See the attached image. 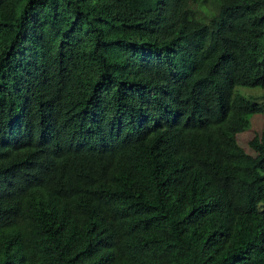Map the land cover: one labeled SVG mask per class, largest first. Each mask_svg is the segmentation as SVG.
I'll return each instance as SVG.
<instances>
[{"label": "trees", "instance_id": "obj_1", "mask_svg": "<svg viewBox=\"0 0 264 264\" xmlns=\"http://www.w3.org/2000/svg\"><path fill=\"white\" fill-rule=\"evenodd\" d=\"M235 86L264 0H0V264H264Z\"/></svg>", "mask_w": 264, "mask_h": 264}, {"label": "rangeland", "instance_id": "obj_2", "mask_svg": "<svg viewBox=\"0 0 264 264\" xmlns=\"http://www.w3.org/2000/svg\"><path fill=\"white\" fill-rule=\"evenodd\" d=\"M233 92L245 98L255 99L258 103L264 102L262 99L264 98V88H246L235 86ZM246 120L248 122V127L236 135V143L245 153L253 155L251 150L248 148L247 143L255 135L264 133V107L261 113L246 116Z\"/></svg>", "mask_w": 264, "mask_h": 264}]
</instances>
